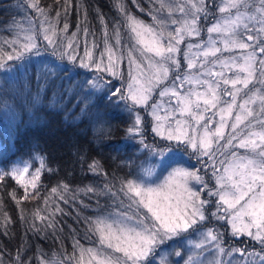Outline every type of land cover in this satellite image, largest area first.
I'll list each match as a JSON object with an SVG mask.
<instances>
[{
	"label": "snow or ice",
	"instance_id": "snow-or-ice-1",
	"mask_svg": "<svg viewBox=\"0 0 264 264\" xmlns=\"http://www.w3.org/2000/svg\"><path fill=\"white\" fill-rule=\"evenodd\" d=\"M188 4L190 8L187 12L182 5L176 7L190 19L185 18L180 22L172 20V24L180 23V26L170 31H166L165 19L153 17L159 28L157 31L156 27L145 24L133 16H127L129 30L139 47H134L127 53L130 70L126 90L121 93L120 89H113L111 95L126 103L127 110L133 118L127 129L128 135L138 137L139 143L153 155L161 159L167 157V162L173 163L178 161L175 155L169 153H183L191 149L198 159L208 157L213 161L212 175L216 179V187L214 190L208 189L207 194L218 199L216 211L212 216L217 220L226 221L231 226L233 235H247L264 245V0H259L258 6L249 3V0H226L219 11L228 15L207 29L210 35L207 44L203 46V51L194 57H189L188 53H185L189 70L197 68L196 59L199 56L204 57L200 63V68L204 70L196 74L189 71L183 76L177 74L169 86L166 81L170 78L173 66L177 73L180 70V61L176 58V54L180 52L178 45L184 41L185 36L199 35V13L205 11L202 2L197 4L194 0H188ZM28 6L40 13L43 19L38 29L34 25L28 28L20 27L14 38L4 41L8 50L0 46V69H4L9 61L22 63L31 56L40 57L42 53L38 36L41 35L52 48L53 56H59L60 59L67 57L70 62L77 63L79 56L76 51L79 48L76 42L77 33H73L71 38L61 37L56 27L58 19L56 23L50 22L45 10L39 7V0H30ZM165 7L169 8L171 15V6L161 0V8ZM119 10L125 11L122 6H119ZM56 15L58 18L60 13L57 12ZM250 24L253 26L249 27ZM68 28V23H64L60 31L66 33ZM241 28L244 29V34H247L248 42L241 38L243 35L240 32ZM212 33L221 36L222 48L211 38ZM87 35L88 29L85 28L84 36ZM113 36L115 44L119 45V29L114 30ZM97 47L99 45L95 41L91 48L87 42L85 43L84 55L78 61L79 67L106 72L113 78L122 79L119 65L123 60V53L117 55L115 46L110 43L106 26L104 48L98 56L94 54ZM192 47L200 48L201 45H189V50ZM237 49L240 50L238 56L217 55ZM70 52L72 54H69ZM135 52L139 53V57ZM209 57L213 59L209 60ZM217 66L220 71L216 70ZM225 69L232 71L231 77L225 75ZM58 70V64L52 66L45 64V70L41 74L47 78L49 75H55ZM176 81L180 83L177 84ZM185 83L197 85L203 90L198 91L190 87L185 93L178 91ZM257 84L260 87H257ZM221 85L226 86L222 91ZM90 86L94 90H100L104 84L97 80L90 82ZM227 86H230V89ZM157 88L160 89L161 98L167 96L176 100L172 110L166 111L163 116L159 114L161 104L150 103ZM241 93L245 98L238 104L237 97ZM222 96H229L231 99L225 101ZM257 104L258 108L252 107ZM219 105L223 106L218 107ZM139 108L146 112L151 109L150 114L154 121L151 131L162 140L170 142L166 148L158 149L145 143L143 119L137 110ZM212 109H218L214 114L220 117L215 127H212V119L205 116V113ZM234 113V122L230 126L233 134L227 139L226 144L221 145L220 141L225 139L227 121ZM242 125L246 131L241 130ZM233 141H238L235 147L245 149V154L231 151L225 155V152L220 151L221 148L231 146ZM171 142H175L174 147ZM218 151L220 155L225 156L224 160L219 161L221 168H216L215 164ZM30 167V162L25 161L10 171L0 172V180L10 176L17 183L24 185L27 192L24 177L30 172ZM44 167V159L40 158L39 167L28 181L33 189L37 187ZM89 167L96 172L99 166L94 161ZM146 174L151 176L153 173L148 170ZM194 185L202 187L196 189ZM67 187L63 185L65 190ZM207 188V182L200 175V170L187 168L174 169L162 183L158 184L148 183L139 177L122 181L119 193L123 194L128 203L124 205V201L121 200L120 204L124 205L125 210L109 213L91 222L89 230L98 236L100 247L83 248L77 241L74 247H78L79 256L73 252L69 259L75 260L76 264H150L149 258L156 255L157 249L162 245L176 237L194 235L203 226L207 219L205 206L209 201L201 198V192ZM107 190L113 196L117 195L110 187ZM85 191L93 192L95 189L88 187ZM52 192L56 193L57 189L53 188ZM35 215L41 221L50 220V217L40 215L39 210ZM47 226L53 227L54 224L50 222ZM199 235V240L189 241L190 254L184 260V264H202L196 250L202 251L205 245L213 242L216 243L218 253L225 254L219 243L220 234L208 228L200 231ZM174 254L181 257L180 251ZM243 256L244 253L241 252V257ZM260 262L264 264V256L260 257ZM52 264L62 262L53 261ZM160 264H170L167 256L161 257ZM176 264H179V261ZM209 264L221 262L213 260Z\"/></svg>",
	"mask_w": 264,
	"mask_h": 264
},
{
	"label": "trees",
	"instance_id": "trees-1",
	"mask_svg": "<svg viewBox=\"0 0 264 264\" xmlns=\"http://www.w3.org/2000/svg\"><path fill=\"white\" fill-rule=\"evenodd\" d=\"M29 2L0 0V46L6 50L4 41L14 38L20 27L34 25L38 29L43 19ZM218 2L206 0L203 24L214 19ZM39 7L50 22L58 19L61 37L77 33L78 50L85 48L86 42L91 48L95 41L99 47L94 50L98 51L104 48L105 26L110 43L117 48L115 29H119V45L130 37L128 15L151 25L156 14L164 16L166 11L161 0H39ZM64 23L69 25L66 33L60 31ZM38 43L40 57L31 56L22 63L9 61L0 69V172L25 161L31 164L24 177L27 192L10 176L0 180V264H76L69 257L73 252L79 256L78 247H74L77 241L83 248H99L98 236L89 230L91 222L125 210L128 201L119 193L121 182L138 177L151 153L138 137L128 135L133 118L124 101L109 95L108 80L96 76L104 87L92 89L77 63L53 56L42 35ZM45 64H58L59 70L45 78L41 74ZM143 135L148 145L166 148L149 129H144ZM40 158L45 167L33 189L28 181ZM94 161L99 166L96 172L89 167ZM63 185L68 186L66 190ZM88 187L95 191H85ZM109 187L116 196L108 192ZM37 210L50 220L38 219ZM50 222L53 227L47 226ZM228 244L233 246V240Z\"/></svg>",
	"mask_w": 264,
	"mask_h": 264
},
{
	"label": "rangeland",
	"instance_id": "rangeland-1",
	"mask_svg": "<svg viewBox=\"0 0 264 264\" xmlns=\"http://www.w3.org/2000/svg\"><path fill=\"white\" fill-rule=\"evenodd\" d=\"M163 2L166 5L171 6V15H169V8L165 7V15H159L156 14L155 17L165 19L167 22V29L166 31L174 30L176 27L180 26V23L172 24V20H176L178 22L182 21L185 18L190 19V17H185L184 13H181L180 11L177 10V5H182L185 7V11L187 12L190 8V5L188 4V0H163ZM195 3L200 4L201 2L203 3L204 9L206 6V0H194ZM226 0H219V2L216 5V16L214 19H211L210 22H208L206 25L203 24L206 22V17H205V11L199 13V21H198V27H199V35H193L191 37L185 36L184 41L178 45L180 52L176 54V58L180 61V70L179 73H177L174 69L173 66V71L170 72V78L166 83L171 86L172 80L175 79V76L177 74L183 76L185 73L191 71L193 74H196L200 71H203L204 69L200 68V63L204 60L203 56H199L196 59L197 63V68L189 70L187 68V60L185 59V53H188L189 57H194L195 54L201 53L203 51V46H205L209 40V33L207 29L211 27L213 24L217 23L218 21L222 20L224 17L228 15V13H221L219 11V8L225 4ZM249 3H255L257 6L259 5V0H249ZM243 11V8L241 9ZM232 13H235V9L232 10ZM151 25L153 27L157 28V31H159V28L157 27L156 21L152 22ZM205 25V26H201ZM253 25H249V27H252ZM258 27V26H257ZM240 32L243 34L242 39L245 40V42H248L246 39V35L244 34V29L241 28ZM129 35L130 37L126 38V43L124 42L121 45H118L116 48V53L119 56L121 53H123V60L119 65V70L122 73V79H117L113 78L112 76H109L106 72H97L95 69H88V68H81L80 70L82 72V76L84 77L85 81L90 84L92 81L98 80L96 76H100V78H105L108 82H105L106 85H108V91L109 95H111V90L113 89H120L121 93H123L126 88H127V83H128V73L130 70V65L128 61V56L127 53L130 49H133L134 47H139L138 45L135 44V39L133 38V34L129 30ZM124 38V37H123ZM211 38L217 41V46L218 47H223L222 43H220L221 36L217 33H212ZM250 43V42H249ZM201 45L200 48L197 47H192L189 50V45ZM76 51L79 53L77 64L79 66V58L83 57L85 48H81V50L76 49ZM251 51V49H249ZM101 51L94 50V54L96 56L99 55ZM69 54H72L71 52ZM259 55V53H257ZM135 55L139 57V53L135 52ZM218 56L222 57H229L233 55H240V50H235L233 52H223L218 53ZM209 60L213 59L211 57L208 58ZM66 62L68 64H72L67 57H66ZM145 68L147 62L145 61ZM210 66V65H209ZM217 71H220L221 69L219 66L216 67ZM225 75L231 77L232 76V71H229L227 69L224 70ZM210 79V78H209ZM100 80V79H99ZM177 84L180 83V81H176ZM257 87H260L259 84L256 85ZM190 87L195 88L198 91H201L199 86L197 85H189L187 83L184 84L182 89H178V91H181L182 93H185L188 91ZM224 85H221V91L224 89ZM230 89V86H227ZM159 91L160 89L157 88L153 92L152 96V102H157L161 104V109L159 114L161 116L165 115L166 111H171L172 108L176 105V100L175 98H170V97H163L161 98L159 96ZM243 93H241L237 97V103L239 104L242 99H244ZM222 99L225 101H228L231 99L229 96H222ZM223 105H219L218 107H222ZM252 107L258 108L257 105H253ZM143 119V129L151 132L152 136L157 138L159 141L165 144H169L170 142L162 140L160 137L156 136L152 131L151 127L153 124V117L150 114L151 109L146 112L142 108L137 109ZM218 109H212L208 113H205L206 118H211L213 121L212 127H215V124L219 122L220 117L217 113ZM234 115L232 118H229L227 123L228 127L225 128V139L220 141V144H226L227 139L230 138V136L233 134L231 130V124L234 122ZM241 130L246 131L244 129V126H241ZM238 130V133L239 134ZM238 141H233V144L229 146L228 148H221L220 151L225 152V155L230 153L231 151L237 152V154H245V149L242 148H237L235 147L236 143ZM173 144V147L175 146V142H171ZM182 147V146H181ZM169 155H175L176 159L178 162H173V163H168L167 162V157L164 159H161V157L157 155H153L150 153L147 159V162L145 165L142 167V170L140 171L139 178L144 179L148 183H153V184H158L162 183L168 176L169 174L176 168H187V169H199L200 170V175L203 176L204 180L207 182L208 188L204 189L201 192V198L208 200L209 203L205 206V214L207 216L206 221L204 222L203 226L197 231L194 235L191 236H184V237H176L173 240L168 241L165 245H162L159 249H157L156 255L152 256L149 258L150 264H160V260L162 256H167V260L170 262V264H176L177 261H179V264H184V260L188 258V255L190 254V248L191 245L189 244V241H197L200 239L199 232L204 231L208 228L213 229L216 233L220 234L221 240L219 241L220 246L225 250V254H220L218 253L216 249V243H209L205 245L204 249L201 250H196L198 252V258L202 262V264H209V262L213 260L220 261L221 264H261L260 262V257L264 256V245L259 243L257 240L253 239L250 236L247 235H233L232 234V229L231 226L224 220H217L215 217L212 216V213L216 211V201L218 197L216 196H209L207 194L208 189H215L216 187V179L213 177V168H212V163L213 161H210L208 157H201L197 158L195 154L192 153L191 149H188L187 152L183 153H169ZM225 156H222L219 154V151L216 154L215 158V164L216 168H221V164L219 161L224 160ZM148 170L152 171V175L148 176L146 173ZM136 177L135 179H137ZM196 189H200L202 186L201 185H194ZM107 216V215H104ZM101 216V217H104ZM255 231V229H253ZM233 240V246L228 244V241ZM236 244V246H234ZM248 244L254 246L255 248H248L246 247L249 246ZM96 249V248H94ZM232 250H240V251H232ZM180 251L181 252V257L175 256V252ZM241 252L244 253V256L241 257ZM258 254V255H257ZM42 264V262L40 263ZM47 264H52V262H47Z\"/></svg>",
	"mask_w": 264,
	"mask_h": 264
},
{
	"label": "flooded vegetation",
	"instance_id": "flooded-vegetation-1",
	"mask_svg": "<svg viewBox=\"0 0 264 264\" xmlns=\"http://www.w3.org/2000/svg\"><path fill=\"white\" fill-rule=\"evenodd\" d=\"M230 243V242H229Z\"/></svg>",
	"mask_w": 264,
	"mask_h": 264
}]
</instances>
